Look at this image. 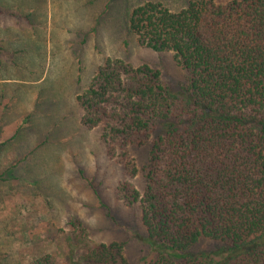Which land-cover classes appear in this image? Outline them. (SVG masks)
I'll return each mask as SVG.
<instances>
[{
    "label": "trees",
    "instance_id": "trees-1",
    "mask_svg": "<svg viewBox=\"0 0 264 264\" xmlns=\"http://www.w3.org/2000/svg\"><path fill=\"white\" fill-rule=\"evenodd\" d=\"M126 25L140 46L171 52L186 83L174 92L148 64L106 58L75 101L130 178V148L147 145L143 191L125 180L116 193L138 206L152 257L128 261L122 243L92 242L71 216L76 234L25 264H264V0L148 1ZM201 241L212 247L195 251Z\"/></svg>",
    "mask_w": 264,
    "mask_h": 264
},
{
    "label": "rangeland",
    "instance_id": "rangeland-1",
    "mask_svg": "<svg viewBox=\"0 0 264 264\" xmlns=\"http://www.w3.org/2000/svg\"><path fill=\"white\" fill-rule=\"evenodd\" d=\"M148 1L177 11L188 0H0V77L14 82L0 98L4 262L25 264L43 251L53 252L56 243L64 245L77 232L68 225L71 216L92 242L122 243L128 261L152 257L138 237L145 235L138 206L125 204L116 193L125 180L143 191L147 145L130 148L137 169L130 178L122 163L107 156L100 128L81 126L75 101L106 58L148 64L174 92L186 83L171 52L140 46L127 29V12ZM40 232L48 233V245L33 240ZM211 247L201 241L194 249ZM83 252L77 249L74 256Z\"/></svg>",
    "mask_w": 264,
    "mask_h": 264
},
{
    "label": "crops",
    "instance_id": "crops-1",
    "mask_svg": "<svg viewBox=\"0 0 264 264\" xmlns=\"http://www.w3.org/2000/svg\"><path fill=\"white\" fill-rule=\"evenodd\" d=\"M2 41L3 42L5 41L4 38H2ZM2 50L5 51L6 49L2 48ZM11 83H14L13 80H9V78L6 79L5 77H0V90H1L0 91V98L3 99L6 97V94L3 90H5L6 88H8V89L11 88L12 87ZM16 83L21 84L20 81L16 82Z\"/></svg>",
    "mask_w": 264,
    "mask_h": 264
}]
</instances>
